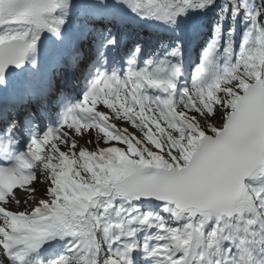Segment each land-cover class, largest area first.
<instances>
[{
	"label": "snow or ice",
	"instance_id": "obj_1",
	"mask_svg": "<svg viewBox=\"0 0 264 264\" xmlns=\"http://www.w3.org/2000/svg\"><path fill=\"white\" fill-rule=\"evenodd\" d=\"M0 264H264V0H0Z\"/></svg>",
	"mask_w": 264,
	"mask_h": 264
},
{
	"label": "bare ground",
	"instance_id": "obj_2",
	"mask_svg": "<svg viewBox=\"0 0 264 264\" xmlns=\"http://www.w3.org/2000/svg\"><path fill=\"white\" fill-rule=\"evenodd\" d=\"M125 52H126V50L122 49L121 52L119 53V55H121V54H124L125 55ZM152 107L155 108L154 105ZM148 114L149 115H155L156 117H159V112L158 111L153 112V113H148ZM118 124L121 125V123H119V121H118ZM126 126H127V128L124 127V128L121 129V126H119V127H117V129L120 130V131H123L124 129H127L126 134H128L129 133V130H133V129L136 128L134 126H131L130 122H126ZM152 126L155 127L154 125H152ZM136 132L138 133V136L140 137V139H144V136H143L142 131L137 130ZM128 135H130V134H128ZM93 138H94V135L91 136V137L89 136L87 139H93ZM77 139L79 141V144H82L85 147V142L83 140H80L79 137H77ZM87 144H88L89 149L91 151H95L97 149V147L104 148V146L107 145V143H105L103 140H101L98 145L95 144V143H92V144L87 143ZM148 146L149 147H152L150 144ZM60 148L63 151H67L68 150L64 145H60ZM32 186L33 187H36L38 189H41V191H39V192L36 193V196H35V199L34 200L28 198V193L23 192V191H20L19 189H16L15 190L16 196L21 200L22 203H23V201L26 198H28V205L26 207H29V208L35 207L36 206V201H38L39 199H46L47 198L46 196L43 195V189H44L45 185L40 184V183H36V184H34ZM26 207L25 206L17 207L15 204H11L10 205L11 210L17 211V212L25 211L26 210Z\"/></svg>",
	"mask_w": 264,
	"mask_h": 264
},
{
	"label": "rangeland",
	"instance_id": "obj_3",
	"mask_svg": "<svg viewBox=\"0 0 264 264\" xmlns=\"http://www.w3.org/2000/svg\"><path fill=\"white\" fill-rule=\"evenodd\" d=\"M104 111H106L108 114H109V116H110V120H109V123H112V124H115L117 127H119V126H121V129L122 128H124V127H126L127 128V126H126V122H124V121H121V120H117V119H112L111 117H112V113L110 112V110H107V109H104ZM117 121V122H116ZM118 121H119V123H121V125L120 124H118ZM161 124H162V126H164V127H167V125L163 122V120H161ZM152 127V131H153V133L154 134H156L157 136H159V132H158V130L155 128V127H153V126H151ZM140 130L139 128H135V129H133V130H129V133L128 134H135V136L136 137H138V138H140L139 136H138V133L136 132L137 130ZM141 131V130H140ZM175 134V133H174ZM91 137V136H90ZM88 137H85V139H87ZM143 140V139H142ZM84 141V140H83ZM85 142V141H84ZM109 145L107 144V145H105L104 147H108ZM85 148H88L89 149V146H88V144L87 143H85ZM90 150V149H89ZM153 150H155V149H153ZM91 151V150H90Z\"/></svg>",
	"mask_w": 264,
	"mask_h": 264
},
{
	"label": "trees",
	"instance_id": "obj_4",
	"mask_svg": "<svg viewBox=\"0 0 264 264\" xmlns=\"http://www.w3.org/2000/svg\"><path fill=\"white\" fill-rule=\"evenodd\" d=\"M180 109H179V107H178V109H177V111H179Z\"/></svg>",
	"mask_w": 264,
	"mask_h": 264
}]
</instances>
